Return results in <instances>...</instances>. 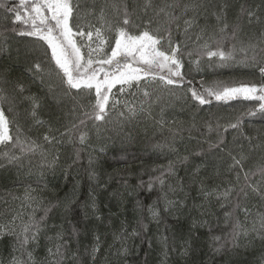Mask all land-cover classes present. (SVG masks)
<instances>
[{"label": "trees", "instance_id": "trees-1", "mask_svg": "<svg viewBox=\"0 0 264 264\" xmlns=\"http://www.w3.org/2000/svg\"><path fill=\"white\" fill-rule=\"evenodd\" d=\"M93 2L97 14L105 3L116 5L121 10L127 4L128 11L132 13L129 30L135 34L149 18H153L152 27H157L154 9L173 0H152L153 7L146 13L144 0H87L85 7H90ZM175 2L181 5L175 9L178 16L185 4L202 5L198 14L189 12L183 17L197 15L199 26L193 29L187 49H182L185 52L181 69L184 82L180 86H169L175 97H170L169 90L151 77L142 79L139 86L135 83L131 88L125 85L124 93H120L121 86L116 85L112 94L121 103L112 109L110 94L105 120L95 122V126L89 121L87 128L81 127L80 131L86 133L83 145L77 138L69 140L60 136L64 126L73 120L68 114L71 103L53 104L39 79L27 71L34 62H42L45 70L52 73L46 81L59 84L55 75L57 69L50 60V50L45 55L47 45L35 37L17 35L19 31L30 30V26L22 23L12 25V14L0 9V30L16 28V32L5 33L6 40L0 37V77L9 81L6 84L4 79H0V89L11 93L13 85L22 82L27 89L24 96L40 98L35 118L29 114L30 102L27 100L18 97L14 104H0L9 122V134L13 137V142L0 144V226L8 225L20 232L30 217L40 221L45 209H50L46 219L40 223L38 240L26 245L25 250H19V245H15L17 250L14 251L13 236L0 238V264H10L13 256L21 264H54L48 249L65 241L68 247L62 264H264V240L254 233L240 236L235 247L228 243L221 251H214L219 244L212 237H222L220 243H223L231 231L232 222L225 220L224 213L232 211L235 198H231L230 204L217 199L215 194L206 195L214 190L223 191L229 181L235 180L234 173L227 170L231 161L226 153L232 151L233 155H238L241 146L243 154L248 157L245 170L256 173L251 177L252 181L260 179L258 169L264 164V112L260 106L264 100L240 97L224 103L213 99L212 104L200 106L191 99L188 91L190 87L203 91L212 84L234 87L242 83L264 84V77L258 69L245 62L238 52L234 60L221 62L218 57L209 58L197 47V43L202 44L203 40L194 42L195 34L201 28L205 29L204 40L218 29L220 25L213 13H218L221 5H227L224 11L230 25L229 34L233 27H238L240 39L248 42L253 38L252 42H255V38L264 33V0ZM0 3L13 7L18 0H0ZM248 11L255 13L252 23H249ZM77 15L80 17L77 23L100 26L95 16L74 13ZM121 17L122 11L117 14L108 8L110 23H117ZM183 19L180 21L181 29ZM173 30L178 39H184L182 31L175 32V25ZM106 35L111 39L115 33L106 32ZM75 39L86 55V43L80 37ZM209 43L215 47L211 41ZM232 43L235 41H226L224 50L228 51ZM105 51L110 54L107 46ZM188 51L192 52L191 56L186 54ZM154 71L163 74L158 68ZM145 87L154 94L153 99L156 95L163 98L159 104L153 105L152 116L159 119L160 108L164 107L165 119L174 120V127L182 129L183 139L177 138L176 152L167 147H154L158 143H171V135L167 131L161 133L152 117L139 110V100L143 99ZM94 96V91L84 95L79 98L80 103H94ZM169 99L170 104L167 103ZM125 102L134 104L137 110L130 119L119 115L120 112L129 115ZM237 120L240 121L238 130L228 127ZM206 122L212 123L213 131H208ZM217 123L219 131L215 128ZM193 124L195 129H192ZM18 129L20 145L14 142ZM189 129H192V139L189 138ZM46 134L55 135L60 142L46 143L43 139ZM221 134L227 145L225 152L209 150L208 144L215 143ZM32 141L41 147L29 151ZM77 150L79 160H76ZM197 152L201 154L194 155ZM177 153L188 156V160L176 164L173 174H169L167 166L177 159ZM13 155L18 159L10 162ZM54 157L58 159L53 163ZM50 164L53 166L49 167ZM162 171L165 173L163 185L156 180ZM150 180L153 181L151 190L147 187ZM165 196L173 202L171 205H166ZM221 203L224 207L220 206ZM243 203L249 214L245 217L244 212L237 209L235 217L248 229L254 223L259 229L264 201L250 197ZM150 206L158 212L156 219L149 211ZM13 217L16 219L11 223ZM134 232L137 234L133 235ZM96 237H99L98 243ZM93 247L99 248L94 256ZM28 252L32 254L31 260H28Z\"/></svg>", "mask_w": 264, "mask_h": 264}, {"label": "snow or ice", "instance_id": "snow-or-ice-1", "mask_svg": "<svg viewBox=\"0 0 264 264\" xmlns=\"http://www.w3.org/2000/svg\"><path fill=\"white\" fill-rule=\"evenodd\" d=\"M86 3L87 0H18V3L14 4L13 7H6L5 3H0V9H4L6 13L12 14V25L22 23L30 26V30L19 31L17 35L35 37L39 41H43L47 45L45 55L50 50V60L54 63L55 69H57L55 75L59 78L58 85L46 81V77H51L52 73L45 70L42 62H34L27 71L32 73L34 78L39 79L41 85L46 88V94L50 96L53 104L60 106L66 102L71 103L72 107L69 109L68 114L73 117V120L69 125L64 126V131L60 133V136L62 138L66 137L69 140L77 138L81 145L86 140V133L80 131L81 127L87 128L89 121H92L95 126V122L105 120L109 112L110 94H112V89L116 85H120L119 91L120 93H124L125 85L129 88L133 87L134 83L136 86H139V82L142 79L151 77L162 88L169 90L170 97H175V93L171 91L169 86H180L183 84L184 75L181 69L184 66L182 61L185 52L182 49H187L188 41L192 40L191 33L193 29L199 26L197 15L186 19H183V17L189 12L198 14L202 7L199 3L185 4L181 9V14L178 16L175 15V9L181 8V5L176 3L175 0L172 3H165L162 7L154 9L157 27H152L153 18H149L143 22V28L134 34L129 30V26L132 24V13L128 11L127 4L121 10L116 5L110 6L105 3L100 6L97 14L95 2L90 7H85ZM109 7L117 14L122 11L121 19L115 24L110 23L107 19ZM152 7V0H144L143 9L145 13ZM226 7L227 5H221L220 11L213 13L217 23L220 25L218 29L207 40H204L203 33L205 29L201 28L200 32L195 34L194 42L203 40L202 44L197 43V47L209 58L218 57L221 62L234 60L235 54L238 52L243 56L245 62L256 67L261 76L264 77V33L255 38V42H252L253 38H249L248 42L240 39L237 35L239 31L238 27H233L229 34L228 29L230 25L227 23L224 11ZM241 11H244L243 7ZM81 12L85 17L95 16L100 26L97 27L96 24L92 23H77L80 17L79 15L74 16V13ZM247 16L249 23H252L255 13L248 11ZM161 17H163L162 20L159 19ZM181 19H183L182 29L180 24ZM173 25H175V32L179 33L182 31L183 40L178 39L174 35ZM8 31L16 32V28L12 27L9 29L5 27L3 30H0V37L6 40L5 33ZM106 32H114L115 35L109 39ZM75 37H80L86 43L88 48L86 55L82 53L81 46L77 44ZM209 41L215 45L214 48L210 46ZM226 41H235L228 51H225L223 47ZM106 46L110 49V54L105 51ZM186 54L191 56L192 52L188 51ZM157 68L163 74H157L154 71ZM165 69L166 72H164ZM0 79H4V83L6 84L9 83L3 77H0ZM26 90L22 82L14 84L11 93H5L3 89H0V104H14L18 97L27 100L30 102L29 114L35 118L36 110L40 107V98L34 95L24 96ZM93 91L95 93L94 103L90 102L88 105L80 103L79 98ZM188 91L190 92L191 99L200 106L212 104L213 99L224 103L240 97L244 99L264 100V84L257 86L255 84L242 83L235 87L212 84L203 91L194 87H190ZM153 95L145 87L142 92L143 99L139 100V110L152 117L155 126L161 133L167 131L171 135V143H158L154 147H167L171 151L176 152L175 143L177 138L183 139L181 135L182 129L174 127L176 123L174 120L169 121L165 119L164 107L160 108L159 119L152 116L153 105L159 104L163 99L159 95H156L155 99H153ZM119 103L121 101L116 100L114 94H112L111 108L115 109ZM167 103L170 104L171 99ZM125 107L129 115L125 116L124 112L119 113L124 119H130L137 114L134 104L129 105V103L125 102ZM260 110L264 112V104H261ZM239 124L240 121L237 120L236 123H231L228 127L238 130ZM206 127L209 132L213 131L211 122H206ZM195 128L196 125L193 124L192 129ZM215 128L219 131L220 125L217 123ZM192 129H189L190 139L193 138L191 136ZM76 133H79L78 137ZM43 139L48 144L60 142L55 135L46 134ZM9 142H13V137L9 134V122L5 118L4 110L0 108V144H7ZM14 142L17 145L22 143L19 138V129L17 130ZM249 143H251L250 138ZM40 147L35 141H32L28 150L32 151L34 148ZM208 148L209 150L219 149L221 152H225L227 145L224 142L223 135H219L215 143H209ZM200 154L199 152L194 153V155ZM226 155L231 161L227 164V170L229 173H234L235 180L229 181L228 187H225L223 191L214 190V192L206 193L207 196L215 194L217 199L230 204L232 203L231 198H235L232 211L224 213L225 220L232 222L228 238H224V242L220 243L222 237H212V240L219 244V247H214V251L217 252L226 248L228 243H231L234 247L237 246L239 237H247L250 233H254L257 238L264 240V214L259 215V229L255 227V223L251 229H248L234 215L236 210L239 209L247 217L249 210L243 202L247 201L250 197H256L260 201H264V164L258 169L260 179L252 181L251 177L255 176L256 173L250 169L245 170V162L248 157L243 154L242 146L241 152L238 155H233L232 151H227ZM17 159L13 155L10 158V162ZM56 159L58 157H54L53 163ZM76 160H79V150L76 152ZM187 160L188 156H180L177 153V159L168 164L167 173L173 174L175 165L178 163L182 164ZM91 162L92 158L90 157L89 163L91 164ZM52 166V164L49 165V167ZM164 174L162 171L161 175L156 177V180L161 185L165 183ZM241 176L243 177V183H241ZM147 187L151 190L153 181L150 180ZM165 200L166 205L173 203L172 201H168L166 196ZM220 206L224 207V204L221 203ZM49 210L45 209V215L41 217L40 221H36L30 217L29 222L22 225L20 232H16L15 228H10L8 225L0 226V238L13 236L15 238L14 251L17 250L15 245H19V250H25L26 245L38 240L40 223L46 219ZM149 211L152 213L153 219L158 217V212L154 206H150ZM15 219L16 217H13L11 223H14ZM136 234L135 232L133 233V235ZM58 236L61 240H64L62 235L58 234ZM96 240L98 243L99 237H96ZM67 247L68 244L65 241L64 243L55 245L54 248L48 249L54 264H62ZM98 251V247H93V256ZM125 251L127 250L125 249ZM27 255L28 260H31V252H28ZM10 264H21V262L16 256H13Z\"/></svg>", "mask_w": 264, "mask_h": 264}]
</instances>
